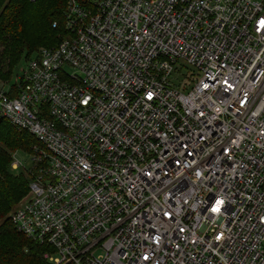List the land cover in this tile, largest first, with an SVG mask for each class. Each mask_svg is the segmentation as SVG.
Wrapping results in <instances>:
<instances>
[{"label": "built area", "instance_id": "built-area-1", "mask_svg": "<svg viewBox=\"0 0 264 264\" xmlns=\"http://www.w3.org/2000/svg\"><path fill=\"white\" fill-rule=\"evenodd\" d=\"M65 1L0 81L37 143L13 227L49 264H264V0Z\"/></svg>", "mask_w": 264, "mask_h": 264}, {"label": "trees", "instance_id": "trees-1", "mask_svg": "<svg viewBox=\"0 0 264 264\" xmlns=\"http://www.w3.org/2000/svg\"><path fill=\"white\" fill-rule=\"evenodd\" d=\"M65 4V0H0V42L9 44V49L0 54L1 81L10 76V82L22 59L28 60L40 48L52 47L63 36ZM53 24L56 26L52 28ZM1 144L4 148L0 147V264H49L45 254L52 250L26 238L5 217L14 202L27 193L30 180L23 172L16 176L8 174L12 162L8 151L29 155L36 140L1 117Z\"/></svg>", "mask_w": 264, "mask_h": 264}, {"label": "rangeland", "instance_id": "rangeland-1", "mask_svg": "<svg viewBox=\"0 0 264 264\" xmlns=\"http://www.w3.org/2000/svg\"><path fill=\"white\" fill-rule=\"evenodd\" d=\"M43 46H45V45H41L40 47H43ZM7 49H9V44H7V42H0V54L3 53L4 51H7ZM26 60H27L26 58L22 59V61L20 62V64L14 69L13 76L10 79V82L11 83H13L15 81L16 75L18 73H20L25 68V62H26ZM7 63H8V60H6L5 64H7ZM5 73H6V71H5ZM9 77H7L6 80L3 79V81H1V80L0 81L2 83H5V82L8 81ZM0 120H1V117H0ZM1 129H4V127H1ZM0 147H3L2 144H1ZM8 154H9V157H10L11 161L12 160L17 161V162L23 163V165L26 168L29 167L27 165V164H29V161H28V155L26 153L20 152V151H17V152L16 151H13V152H9L8 151ZM12 157H13V159H12ZM11 166H12V162L10 164V170H9V173H8L10 176H14V175L16 176L17 174H20L22 172L20 168L16 170V169H12ZM22 176H23V178H27L24 174H22ZM27 196H28V191H27V193L24 196H22L20 199H17L14 202V204L9 209V211L7 212V214H6L5 217H9V215L14 211V209L17 207V205L20 202H22L23 200H25L27 198Z\"/></svg>", "mask_w": 264, "mask_h": 264}]
</instances>
